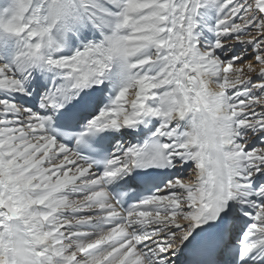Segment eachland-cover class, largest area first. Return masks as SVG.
Listing matches in <instances>:
<instances>
[{
	"label": "snow or ice",
	"instance_id": "obj_1",
	"mask_svg": "<svg viewBox=\"0 0 264 264\" xmlns=\"http://www.w3.org/2000/svg\"><path fill=\"white\" fill-rule=\"evenodd\" d=\"M0 264H264V0L0 8Z\"/></svg>",
	"mask_w": 264,
	"mask_h": 264
},
{
	"label": "clouds",
	"instance_id": "obj_2",
	"mask_svg": "<svg viewBox=\"0 0 264 264\" xmlns=\"http://www.w3.org/2000/svg\"><path fill=\"white\" fill-rule=\"evenodd\" d=\"M10 3H11V0H6V3H4L3 6H0V8L7 7L10 5ZM206 80H208V78H206ZM209 91L216 94V95H219V94L223 93L224 89L220 88L214 84H210ZM189 183H191V182H189ZM192 186H195V185L193 184Z\"/></svg>",
	"mask_w": 264,
	"mask_h": 264
},
{
	"label": "rangeland",
	"instance_id": "obj_3",
	"mask_svg": "<svg viewBox=\"0 0 264 264\" xmlns=\"http://www.w3.org/2000/svg\"><path fill=\"white\" fill-rule=\"evenodd\" d=\"M4 3H6V2H3L2 4H4ZM207 14L208 13H205L204 15H207ZM186 175H188V176H194L193 170L192 169H188Z\"/></svg>",
	"mask_w": 264,
	"mask_h": 264
},
{
	"label": "bare ground",
	"instance_id": "obj_4",
	"mask_svg": "<svg viewBox=\"0 0 264 264\" xmlns=\"http://www.w3.org/2000/svg\"><path fill=\"white\" fill-rule=\"evenodd\" d=\"M3 2H6V0H0V6H3V4H2ZM205 13H207V10H205V12L203 14H205ZM214 15L215 14H213V18H214Z\"/></svg>",
	"mask_w": 264,
	"mask_h": 264
}]
</instances>
